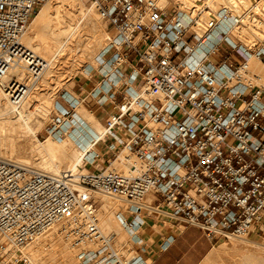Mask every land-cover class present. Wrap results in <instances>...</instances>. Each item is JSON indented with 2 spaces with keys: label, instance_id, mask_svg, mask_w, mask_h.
<instances>
[{
  "label": "built area",
  "instance_id": "obj_1",
  "mask_svg": "<svg viewBox=\"0 0 264 264\" xmlns=\"http://www.w3.org/2000/svg\"><path fill=\"white\" fill-rule=\"evenodd\" d=\"M92 1L109 29L102 56L112 59L90 93L112 110L104 136L76 171L57 176L0 159L1 248L21 251L62 222L75 264H137L148 253L150 218L216 241L263 235L264 86L249 63L264 61V0ZM47 2L0 0V89L14 105L48 65L22 44ZM23 65L19 81L11 72ZM67 94L46 130L54 140L66 137L85 101ZM91 192L125 203L118 216L130 255L101 228Z\"/></svg>",
  "mask_w": 264,
  "mask_h": 264
},
{
  "label": "bare ground",
  "instance_id": "obj_2",
  "mask_svg": "<svg viewBox=\"0 0 264 264\" xmlns=\"http://www.w3.org/2000/svg\"><path fill=\"white\" fill-rule=\"evenodd\" d=\"M66 1L68 0H49L32 20L30 29L22 40V44L25 47L31 50L37 57L41 55L43 57L41 58L48 62L46 68L41 72L42 77L40 81L43 82L42 87L48 86V79L56 77L57 69L60 65L58 60L60 55H64L66 52L69 54L70 52V55L72 54L71 58L80 59L79 53L76 54L78 52L76 49L77 42L74 40L77 32L79 33L78 27L75 25H72L73 27H69V29L68 27H59L60 14L64 10H62V7ZM159 2L161 4H168L170 1L159 0ZM95 6L94 4L90 9L81 8L83 12L81 13L82 18L86 19L93 29L95 27V30L92 31V28L90 29L86 41L83 42L80 55L91 61L94 59L95 62L97 61L96 65L98 63L99 67L105 66L106 69L109 67L112 59L108 60L107 64L98 59L108 42L103 45L102 41L105 38L97 31V27L99 26L96 19L97 13L94 11ZM49 34L52 36V40L48 38ZM102 46L104 47L103 49ZM99 48L102 49L101 52H98ZM255 61L254 59L250 61L249 70L250 65L253 67ZM23 67V69L17 68L11 72L13 75L21 76L19 81L26 76L27 72L25 69L29 68L28 65H23ZM92 67L95 66L92 64L87 65V71L89 72ZM43 91L44 89L42 90L38 82L35 84L34 89L29 88L28 95L23 103L14 105L9 100V96L0 89V159L19 163L27 167L31 173H45L57 176L68 170L76 171L80 165L83 153L98 138L104 136V126L93 113L88 112L80 105L72 120L73 126L67 131L66 137L55 142L50 140V137L44 143H40L36 137L40 131L41 123L34 124L36 122L35 118L38 116L46 119L50 114L51 104V97L46 96ZM67 97L68 99H80L73 97L69 92ZM54 104L56 107V103ZM112 168L109 170H112ZM118 168L120 167H116L115 169ZM84 171L88 170L84 168ZM94 193L106 196L103 199L104 204L98 210L100 225L106 234L114 237L113 245L120 252L122 251L120 247L125 240V232L123 230L129 235V231L118 216L122 207L120 208L116 201L110 200V196L98 192H91L90 194L93 196ZM67 227V222L56 224L44 235L30 243V247L27 250L24 248L26 251L21 256L26 260H30L33 264H72L71 244L69 240L65 239V235L63 236L64 230ZM97 246L95 244L91 247ZM4 250L8 253L11 251V247H7ZM235 254H242L252 262H256L257 260L264 261V243L256 240L240 239L231 248L220 246L214 249L211 253V258L223 259L235 256Z\"/></svg>",
  "mask_w": 264,
  "mask_h": 264
},
{
  "label": "rangeland",
  "instance_id": "obj_3",
  "mask_svg": "<svg viewBox=\"0 0 264 264\" xmlns=\"http://www.w3.org/2000/svg\"><path fill=\"white\" fill-rule=\"evenodd\" d=\"M169 1H170L169 2L170 4L175 2V0H169ZM51 2H53V1H51ZM70 5H72L73 7ZM93 5H94V2L92 0H68V1H66L64 6L62 7V10L63 9L64 10L60 14L59 27H65V28L68 27V29H69V27H73L72 25H75L78 27L79 33L77 32L76 36L74 37V40L77 42V44H76L77 48L76 49L78 52H76V54L79 53L80 59L76 60V58H71L70 56L72 54L70 55V52H69V54L66 52V54L60 55V58L58 59L60 65L58 66L56 77L48 79V86L42 87L43 82L40 81V79L31 85L32 86L31 88L34 89L35 84L39 82V86H41L42 90L44 89L43 93H45L46 96L48 95V97L52 98V99L50 98L51 104H50L49 116L46 119H43V117L41 118L38 116H36V118H35L36 122H34V124H37V123L40 124L41 123L40 124L41 127L39 126L40 131L37 133V137H36L40 143H44V141H46L48 138H50L48 136L46 130L48 128V125L51 123L52 114L55 112V109H54L55 104L54 103H56V102L64 103V100L62 98L63 94L66 92L72 93L75 90V88L77 87V80H79L81 77L86 76V75L88 77V76L94 75V74H96V75L106 74L108 72V70L111 69L110 66L106 68L107 70L105 69V66L98 67L97 66L98 63L96 65L97 61L95 62L94 59H92V61H91L86 57H83V56L81 57V55H80L81 48L83 47V42L86 41L87 36L90 32V29L92 28V31L95 30V27L93 29V27H91L92 25H89L90 23L86 19L82 18L81 13H83V12H82L81 8L90 9V8H92ZM43 8H44V6L40 10H42ZM94 8H95L94 11H96V13H97L96 14L97 16L95 15L97 18L96 17L95 18L97 19V23L99 26V27H97L98 28L97 31L99 33H101L103 38H105L103 40L105 43L102 41V44L105 45L106 42H108V40H109V34H108L109 29H107L106 24L101 17L99 8L97 6H95ZM35 16L33 17V19L35 18ZM30 25H31V23H30ZM30 25H29V27H30ZM88 25H89V27H88ZM48 38L52 40V36L50 34L48 35ZM103 48L104 47L102 46V49ZM102 49L98 50V52L99 51L101 52ZM40 57H42V56L40 55ZM45 59L47 60V58H45ZM98 59L102 60V62L104 64H107V61L109 60V58L103 57L102 53L100 54ZM256 62H258V61L256 60L253 63V67H251V65H250V71L252 72V74L255 75V78L257 80L256 82H254V84L259 85V86L260 85L264 86V65L259 63L260 65L257 66ZM89 64H92L95 67H92L91 70L88 72L86 69V66ZM254 69H256V70L254 71ZM104 71H106V72L103 73ZM258 78H260L261 80ZM46 96H44V97H46ZM36 138H35V140H36ZM50 140H52L54 142L56 141L52 138H50ZM84 168H86V170H88L87 167H84ZM80 170L84 171V169H80ZM84 172H86V171H84ZM104 197L106 198L105 195L94 193L93 198L97 202L98 209H100L102 204H104L103 203ZM110 200L116 201L118 203V206H120V208L122 207L121 209H123L125 207V203H123L121 200H118V199H115L112 197H110ZM123 232H125L124 233V239L125 240L123 242V245L120 247V250H122L120 252L125 253L127 255L128 254L130 255L132 253V251L130 250V248L129 249L126 248L127 242L129 241V235L127 234V232L125 230H123ZM63 236H64V234H63ZM125 236H126V238H125ZM64 237H65V239L67 238L66 236H64ZM248 239L253 240V241L256 240V241H260V242L264 243V234L257 236V237L247 238V240ZM0 241H1L0 242V244H1L3 242L1 237H0ZM238 241H240V239H232L229 241L221 240L220 243H223L222 246H226V248H231L232 245ZM28 247H30V245H28L25 249L27 250ZM23 250L24 249H22L21 251H17V250H14L11 248V251L6 253L7 251H5L0 246V262H1V264H23V262L26 260L23 256H21V255H24V252L26 251V250H24V251ZM70 252H71V256H72V264H74L75 263V259H74L75 257L73 258V256H75V250L72 248V246H71ZM18 257H19V259L17 260ZM215 258L214 257L211 258V255L210 256L208 255L206 258H204L202 260V262L200 264H264V261H262V260H257L256 262H252V261L246 259V257H244V255H242V254H235V256H229L228 258H223V259H221V258L215 259ZM27 262H28V264H33L32 262H30V260H27Z\"/></svg>",
  "mask_w": 264,
  "mask_h": 264
},
{
  "label": "crops",
  "instance_id": "obj_4",
  "mask_svg": "<svg viewBox=\"0 0 264 264\" xmlns=\"http://www.w3.org/2000/svg\"><path fill=\"white\" fill-rule=\"evenodd\" d=\"M257 61V66L260 64L264 65L263 60ZM125 72H129L127 68L125 69ZM104 75L106 74H94L88 77L87 75L83 76L77 80V87L75 90L72 93L69 92V94H71L73 97L85 99L81 107L83 106L87 111L93 113L94 116L96 115L95 117H97L98 121L103 126L107 114L112 111L111 107L107 106L105 108H101L97 106L90 98V93ZM148 225L151 227L153 225L154 231L152 236H145V238H150L151 240L148 244V253L141 255V261H139V264H200L204 258H206L208 255H211L214 249L222 246L223 244L220 243L221 241L208 238L198 228H187L182 225H177L169 219L163 218L158 220V218H150L148 219ZM169 236H174L175 241L169 250L162 251L160 245Z\"/></svg>",
  "mask_w": 264,
  "mask_h": 264
}]
</instances>
